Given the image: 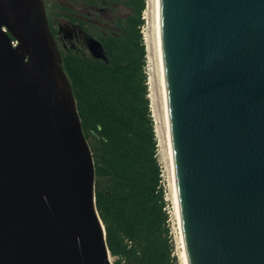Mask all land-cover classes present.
I'll return each instance as SVG.
<instances>
[{"label":"water","instance_id":"95a60500","mask_svg":"<svg viewBox=\"0 0 264 264\" xmlns=\"http://www.w3.org/2000/svg\"><path fill=\"white\" fill-rule=\"evenodd\" d=\"M160 30L188 264H264V0H160ZM95 183L45 1L0 0V264H114Z\"/></svg>","mask_w":264,"mask_h":264},{"label":"trees","instance_id":"16d2710c","mask_svg":"<svg viewBox=\"0 0 264 264\" xmlns=\"http://www.w3.org/2000/svg\"><path fill=\"white\" fill-rule=\"evenodd\" d=\"M147 0H63L46 6L96 37L61 48L96 168V202L114 264H178L151 109L143 34Z\"/></svg>","mask_w":264,"mask_h":264},{"label":"rangeland","instance_id":"374dc122","mask_svg":"<svg viewBox=\"0 0 264 264\" xmlns=\"http://www.w3.org/2000/svg\"><path fill=\"white\" fill-rule=\"evenodd\" d=\"M53 3H60L63 0H52ZM47 6V5H46ZM154 0H147V8L144 12L145 26L143 27V34L147 48V66L148 82L150 89V101L152 114L155 121V129L158 137L159 146V160L163 167V179L166 189V199L168 201V209L170 212L171 235L174 243V254L178 259V264H186L184 246L182 242L181 230L177 216V208L175 202V192L173 187V180L171 176L170 164L168 160V139L167 127L165 120V110L162 89L160 84L159 64L156 50V29H155V15H156ZM64 19H58L57 23L64 25ZM114 261V258H113Z\"/></svg>","mask_w":264,"mask_h":264},{"label":"bare ground","instance_id":"6f19581e","mask_svg":"<svg viewBox=\"0 0 264 264\" xmlns=\"http://www.w3.org/2000/svg\"><path fill=\"white\" fill-rule=\"evenodd\" d=\"M156 15H155V29H156V50H157V57H158V64H159V73H160V84L162 89L163 95V102H164V110H165V120H166V127H167V139H168V160L170 164L171 176L173 180V187L175 192V202L177 208V216L179 220L182 242H183V234L181 229V215H180V208H179V201L177 195V187H176V175H175V166H174V159H173V148H172V140H171V129H170V121H169V108H168V100H167V90H166V83H165V71H164V62H163V55H162V47H161V30H160V0H154ZM184 246V242L182 243ZM185 261H187V255L185 252Z\"/></svg>","mask_w":264,"mask_h":264},{"label":"flooded vegetation","instance_id":"af4514ba","mask_svg":"<svg viewBox=\"0 0 264 264\" xmlns=\"http://www.w3.org/2000/svg\"><path fill=\"white\" fill-rule=\"evenodd\" d=\"M44 1L47 7L53 4L52 0H44ZM61 18L64 19L63 20L64 25L63 24L58 25L56 20L53 21V28L55 30L57 29L55 31V36L57 38L60 49L68 48V47L72 49H76L79 45H84L86 47L85 41L83 39L84 36L80 29L81 25L78 24V22L71 21L68 17H59L58 19Z\"/></svg>","mask_w":264,"mask_h":264}]
</instances>
